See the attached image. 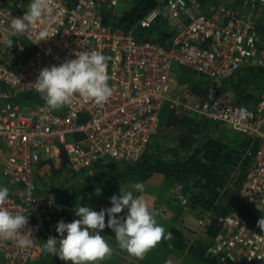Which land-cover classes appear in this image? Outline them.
Here are the masks:
<instances>
[{"label": "built area", "instance_id": "obj_1", "mask_svg": "<svg viewBox=\"0 0 264 264\" xmlns=\"http://www.w3.org/2000/svg\"><path fill=\"white\" fill-rule=\"evenodd\" d=\"M120 2L54 0L50 26L56 33L33 43L38 28L17 34L11 26V18L21 16L29 0H0V175L9 185L4 206L27 215L33 235L32 245L23 248L0 239V264H30L38 240L52 235L62 219L60 196L38 187L40 166L60 167L61 152L77 172L112 160L135 161L156 134L163 108L242 133L248 140L243 153L248 165L238 194L247 207L264 215V0H243L237 6L160 0L139 24L172 20L175 34L168 47L138 39L106 21L104 8ZM78 50L108 57L112 94L106 101H86L74 94L70 103L52 108L45 101L17 97L36 91L33 83L41 68L74 58ZM178 65L201 73L209 81L204 91H177ZM244 66L262 70V89L249 108L236 104L220 87ZM172 192L187 205L180 183ZM215 217L207 257L216 264H264V238H257L259 231L237 207ZM211 222L210 216L198 220L205 232Z\"/></svg>", "mask_w": 264, "mask_h": 264}, {"label": "clouds", "instance_id": "obj_2", "mask_svg": "<svg viewBox=\"0 0 264 264\" xmlns=\"http://www.w3.org/2000/svg\"><path fill=\"white\" fill-rule=\"evenodd\" d=\"M54 8V0H29L27 10L21 16L11 18L14 32L19 34L38 28L33 43L50 38L56 33L50 26ZM107 59L105 54L96 50H78L74 58L41 68L33 83L35 90L52 108L70 103L74 94L86 101L102 103L112 94ZM132 188L143 192L145 185L137 181ZM8 200L9 188L0 184V239L13 240L21 248L32 245L28 216L4 206ZM109 200L110 206L98 211L79 205L75 208L74 219L57 221L55 231L58 235L49 236L43 250L71 264H94L112 253V247L101 232L106 226L114 232L121 249L141 258L161 239L171 238V232L157 222L153 206L142 195L120 188V194H113ZM122 209H126L123 215H115ZM256 223L260 229L257 238H264L260 235L264 233V216H260Z\"/></svg>", "mask_w": 264, "mask_h": 264}, {"label": "trees", "instance_id": "obj_3", "mask_svg": "<svg viewBox=\"0 0 264 264\" xmlns=\"http://www.w3.org/2000/svg\"><path fill=\"white\" fill-rule=\"evenodd\" d=\"M117 5V11L113 8H104L103 18L109 21L113 26L122 29L123 31H131L138 39L151 40L168 47L171 45L174 29H166L167 22H173L170 19L156 18L149 26L143 27L139 24V20L160 0H121ZM210 1V2H209ZM243 0H235L233 3H228V6H237ZM205 4H222L217 0H199ZM115 8V7H114ZM246 67V66H245ZM183 70L179 80L188 82L191 70L183 67L177 68ZM259 69V68H258ZM261 75L260 90L262 89V70L259 69ZM203 76V75H202ZM225 79L224 81H226ZM190 89L202 92L204 91V82L196 81L188 83ZM257 94L256 100L259 96ZM24 102H43L41 95L36 91L21 92L17 96ZM255 97L249 93L238 95L235 103L249 108V102L253 103ZM252 107V106H251ZM196 116H180L172 109L163 108L160 113V123L170 127L173 131H178L177 135L172 137L175 147L172 148V154L168 156H160L153 149L144 152L140 158L132 162L109 161L104 164H99L97 167L104 168L102 171L107 178H118L116 181L126 182L144 181L152 174L159 172L166 177L174 179L175 183H180L186 191L187 198L191 205L195 208L204 210L211 214V224L206 229L209 236V241L216 231V217L228 213L233 207H237L241 214L246 217L250 225L260 232L256 223L262 213L253 211L247 207L240 199L238 194V182L229 184L228 176L234 169L241 158V154L248 144L246 138L241 139L239 144L232 145L222 140L215 139L209 135L208 125L203 120ZM208 120V119H206ZM208 135V139L202 146L197 144L200 134ZM147 150V149H146ZM61 166L68 165L66 155L61 152ZM243 163V162H242ZM248 165V158H245L244 164ZM121 164L122 167L116 166ZM107 167V168H106ZM127 176V177H126ZM128 178V179H126ZM3 180V181H2ZM0 176V184L7 187L5 180ZM9 188V187H8ZM41 192L46 191L40 189ZM90 207V205H89ZM92 208V206L90 207ZM93 209V208H92ZM75 209L71 207L67 199L61 200V217L65 222L74 219ZM123 215V214H117ZM107 221V217H105ZM167 232H171V238L168 240L161 239L158 244L169 246L180 251H186L188 254L196 256L209 264H216L213 259L205 254V246L199 243H193L184 236L183 232L176 226L165 228ZM105 235L107 232H112L107 226L101 230ZM264 234V233H262ZM58 235L56 231L52 235H46L42 240H46L49 236ZM158 245V246H160ZM59 257L51 254V264H57Z\"/></svg>", "mask_w": 264, "mask_h": 264}, {"label": "rangeland", "instance_id": "obj_4", "mask_svg": "<svg viewBox=\"0 0 264 264\" xmlns=\"http://www.w3.org/2000/svg\"><path fill=\"white\" fill-rule=\"evenodd\" d=\"M235 0H217V2L222 4L233 3ZM122 2V1H121ZM210 2V1H209ZM117 6L113 8V11H117ZM166 29H173V24L171 22H167ZM183 66L178 65L176 68H182ZM259 69L254 66H244L240 68L236 73H234L230 78L226 81H223L220 84L221 90L229 95V98L232 100H236L238 95L249 93L250 95L255 97V101L253 103L249 102V107L253 106L256 103V97L260 90L261 84V75L259 73ZM183 70L179 69L175 76V84L174 87L177 91H181L183 88H190L188 83L203 81L204 86L209 83V81L201 75L199 72H189L190 75L186 79L188 82H182L179 80L182 75ZM178 117H180L179 113L176 112ZM183 117V116H182ZM205 123L208 125V133L215 139L222 140L228 144L236 145L239 144L243 135L238 130H235L225 124L220 122L206 120L203 119ZM178 131H173L170 127L164 126L160 124L156 134L150 140L148 144L146 152L153 149L156 154L160 156H168L172 154V148L175 147L172 137L177 135ZM204 136V133L200 134V137ZM244 150L241 154V158L239 160L238 165L232 169L228 176V183L233 184L238 182V186L247 169V163L244 164L245 157H243ZM243 162V163H242ZM116 166L122 167L121 164H117ZM107 168V167H106ZM104 168L95 167L88 168L81 171H74L69 165H64L60 167H56L53 163H46L38 168L36 172L37 182L39 189L43 190H53L57 192L60 196V199H67L69 204L73 209L78 207L79 205H87L94 210H100L101 208H106L110 206V188L120 186V185H133L137 181L127 180L126 182L116 181L118 178H107L105 174H103ZM127 177V176H126ZM128 179V178H126ZM148 178L143 182V184L148 183ZM175 181L171 180V182L166 181L164 187L161 185L160 188L154 184H150V192L152 191L153 200L152 205L154 211L159 216H170L173 219L174 225L182 230L183 234L187 238V240L193 243H199L202 246H205L209 241V236L207 232L203 231L200 224H198V220H203L208 216H211L208 212L204 210H200L191 205L190 200L188 199V203L186 206H182L179 201L172 197V190L175 187ZM154 186V187H153ZM155 192H154V191ZM154 192V193H153ZM183 192L186 195V191L183 188ZM170 193V195H169ZM187 196V195H186ZM170 198L166 203L163 200ZM163 207L165 210L161 211ZM117 215V214H115ZM182 216L183 218H180ZM107 217V215H106ZM172 221V220H171ZM172 227V226H171ZM169 227H166V229ZM55 232V231H54ZM106 239L111 241L114 239V232H107L105 234ZM43 236L38 240L36 248L31 256L30 264H51V254L47 253L43 250ZM42 240V241H41ZM45 242V240H44ZM160 245V244H158ZM158 246L151 247L147 252L148 258L151 260L150 253H154V258L156 254L162 253V257L165 259V253L167 254V250H170L169 246H161V250L157 248ZM175 249V248H174ZM158 250V251H157ZM176 251H180L177 250ZM168 255V254H167ZM186 255V254H185ZM133 254L125 253L126 258H133ZM159 255H157L158 257ZM169 256V255H168ZM156 257V260H158ZM196 257V256H195ZM124 258V259H126ZM162 258V260H164ZM183 262L181 264H207L206 261L196 257L187 258L184 256ZM107 259H104L103 262H109ZM160 260V259H159ZM154 261V260H153ZM102 262V263H103ZM167 262V261H166ZM57 264H71V262H65L59 258ZM118 264H125L119 260ZM127 264V263H126ZM172 264V263H170ZM209 264V263H208Z\"/></svg>", "mask_w": 264, "mask_h": 264}, {"label": "crops", "instance_id": "obj_5", "mask_svg": "<svg viewBox=\"0 0 264 264\" xmlns=\"http://www.w3.org/2000/svg\"><path fill=\"white\" fill-rule=\"evenodd\" d=\"M172 21V20H171ZM183 68V67H182ZM193 72V71H192ZM198 117V116H196ZM200 118H204V117H200ZM206 119V118H205ZM154 137V136H153ZM38 171V170H37ZM1 176V175H0ZM4 179L2 176H1V180ZM5 180V179H4ZM149 181H147L148 183L144 184L145 185V188L143 190V192H137L135 191L133 188H132V185H129V184H126V185H120V186H116V187H112L110 188L111 190V193H110V196H112L113 194H116V195H119L120 194V188L122 190H133L134 191V194L136 195H142L146 200L149 201L150 205H152V200H153V194H152V191L150 192V187L149 185L150 184H155L156 187L158 186L160 188V186L162 185L164 187V184L166 181H169L171 182V180L174 181L173 178L171 177H166L164 174L162 173H159V172H156L154 174H152L149 178H148ZM3 181V180H2ZM6 182V181H5ZM7 184V182H6ZM8 185V184H7ZM9 187V186H8ZM154 187V186H153ZM154 191V190H153ZM155 192V191H154ZM153 192V193H154ZM170 195V193H169ZM171 196V195H170ZM170 198H167L165 200H163L164 203L167 202V200H169ZM162 210L161 211H164L165 209L163 207H161ZM126 211V209H122V212L121 213H118V214H123L124 212ZM156 213V212H155ZM180 218H183L182 216H180ZM156 220L159 224L163 225L164 228L166 227H171V226H176V224L174 225L173 223L171 224V222H173V219L170 217V216H159L158 214H156ZM172 220V221H171ZM181 230V229H180ZM182 231V230H181ZM42 241V240H41ZM44 243V240L43 242ZM110 244V246L112 247V253L111 255L109 256H106L104 257L103 259H100V260H97L94 262V264H118L119 263V260H121V262H124L125 264H181L183 262V256L184 258L187 257L188 259L189 258H194L196 259L195 256L191 255V254H188L186 251H176V249L174 248H170V250H167V255L165 253V256L166 258L164 259L162 257V253L165 252L166 250H164L163 248L161 249V245L158 246L157 248H160L161 250H164L162 253L160 254H156V257L157 255H159L157 257L158 260H156V257L154 258L153 254L154 253H150V256H151V260L148 258L147 254L145 253L143 255V257H136L135 255L133 256V258H126L125 257V253L126 251L121 249L119 246H118V243L117 241L114 239H112L111 241L108 242ZM158 251V250H157ZM186 254V255H185ZM109 258V262H103L104 259H107ZM126 258V259H124ZM162 258L164 260H162ZM160 259V260H159ZM154 260V261H153ZM167 261V262H166ZM103 262V263H102ZM208 264V263H207Z\"/></svg>", "mask_w": 264, "mask_h": 264}, {"label": "water", "instance_id": "obj_6", "mask_svg": "<svg viewBox=\"0 0 264 264\" xmlns=\"http://www.w3.org/2000/svg\"><path fill=\"white\" fill-rule=\"evenodd\" d=\"M207 139H208V135H204L198 139L197 144L202 146Z\"/></svg>", "mask_w": 264, "mask_h": 264}]
</instances>
